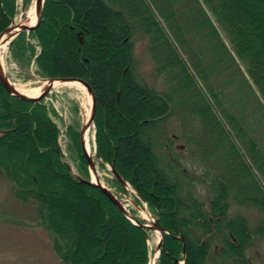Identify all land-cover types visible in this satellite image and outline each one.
<instances>
[{
	"label": "trees",
	"instance_id": "obj_1",
	"mask_svg": "<svg viewBox=\"0 0 264 264\" xmlns=\"http://www.w3.org/2000/svg\"><path fill=\"white\" fill-rule=\"evenodd\" d=\"M16 7L0 0V33ZM29 35L42 76L76 77L92 88L98 157L170 233L157 264H249L247 247L264 239V0H45ZM138 35L159 88L137 72ZM165 122L177 129L158 131ZM1 130L0 177L15 173L16 194L31 199L61 264L148 263L146 231L71 175L41 103L0 84ZM71 136L81 153L78 131ZM19 155L26 166L12 162ZM53 184L65 194H47ZM233 205L256 208L258 225L251 230ZM89 249H97L93 261Z\"/></svg>",
	"mask_w": 264,
	"mask_h": 264
},
{
	"label": "rangeland",
	"instance_id": "obj_2",
	"mask_svg": "<svg viewBox=\"0 0 264 264\" xmlns=\"http://www.w3.org/2000/svg\"><path fill=\"white\" fill-rule=\"evenodd\" d=\"M22 2L24 3V6L22 5ZM33 3L34 0H16L17 9L16 15L13 19L15 21L23 19L26 15V11L33 6ZM29 32L20 33L24 34V40L22 39L23 42L17 41L16 44L11 45L20 34L15 37L13 41L6 46V52L2 59V64L9 80L15 87L17 86L19 89L25 91H33L43 88L44 79L47 78L41 75L38 67L34 63V57L32 56L31 51L36 55L39 46L36 38L31 37ZM146 47V39L143 36L138 35L135 38L134 44L136 69L137 72L150 84L159 88L161 81L154 78L152 74L153 66L147 54ZM81 102H83V97L78 89L61 86L52 89V91L40 103L44 106L48 117L57 126L58 144L61 149L62 159L68 165L69 172L74 178L79 175L85 179H89L90 174L87 165L84 163L81 157L82 154L78 151L71 136V133L73 131H79L83 124ZM158 128V131H165L169 128H172V131H174L177 129V123L169 124L165 122ZM2 132L3 130L0 131V134ZM92 132L94 134V153L96 151L95 127H92L89 133L90 136ZM169 133L172 134L170 131ZM174 133L177 132L175 131ZM230 135L239 147L238 140L234 134L230 132ZM174 145L181 147L180 145H182V143L176 141ZM183 154L186 155V153ZM93 157L100 179L107 187L116 193L117 196L121 199H125V204L137 218L143 219L140 213V208H146L150 219L157 220V216L152 212L148 203L142 199L131 185V189H125L113 177L110 172L109 164L95 156ZM12 162L26 166L25 163H27V158L19 155L15 160H12ZM14 179H16L14 172L10 181L3 176L0 177V264H61V259L54 247L53 236L42 226H38L37 220L39 216L36 214L35 206L31 199L23 201L18 197L13 188L15 186ZM259 181L264 187V180L260 179ZM55 188L56 186L53 184L51 188L45 192L50 196L56 197L65 194V191H56ZM135 192L137 193V196ZM197 195L203 200L206 199L205 193L201 190L197 192ZM133 201L137 202L138 206H135ZM56 211H58V208ZM62 212L65 213L64 210ZM231 212L232 214L245 216L249 222L251 230L258 225L261 219L259 211L254 207L233 205ZM56 217H58V215ZM150 219L148 218V220ZM148 222L149 221H146V223ZM156 240L155 232H147L148 262L150 257L156 256L153 264H157L159 257V255L157 256L155 253L158 242V240ZM107 251L108 248H106L105 254L99 259V262L105 259ZM245 252L251 264H264V239H257L252 242ZM96 254L97 249L94 251L89 249L88 255L90 261L94 260Z\"/></svg>",
	"mask_w": 264,
	"mask_h": 264
},
{
	"label": "water",
	"instance_id": "obj_3",
	"mask_svg": "<svg viewBox=\"0 0 264 264\" xmlns=\"http://www.w3.org/2000/svg\"><path fill=\"white\" fill-rule=\"evenodd\" d=\"M45 0H34L33 3V10H34V16L35 20L31 25H28L25 23L26 20L25 17L23 19H20L18 21H15L12 19L10 25L6 27L1 33H0V43L7 42V45L10 44L15 37H17L22 32H29L33 31L37 28L39 25L42 14H43V6H44ZM22 5L24 6V3L22 2ZM80 33V32H79ZM78 33V34H79ZM83 42V37L80 36V44ZM46 82L43 86V91L41 94H38L36 96H28L27 94L21 92L18 88L14 86V84L9 80L8 75L6 74L2 60L0 58V84L4 88V90L12 97L20 99L25 102H31V103H39L41 102L53 89L54 83L60 82V81H76L80 83L82 86L85 87L87 90V93L90 96L91 99V106H90V116L87 123H83L79 129V147L81 150V154L84 157L86 161L87 168L89 170V179H85L81 176H76V179L81 182L85 183L87 185H90L92 187H95L96 189L100 190L109 200L110 202L134 225L146 230V231H156L159 234L158 242L156 245L155 253L156 255H160L161 249H162V241L164 234H170L167 230L162 228L158 225V222L156 220L150 219H138L131 211L126 207L124 204V199L119 198L109 187L104 185L99 177V172L96 168V163L94 160V157L90 156L88 151L86 150L85 145V134L88 129H90V126H94V115L96 112V101L95 96L93 93L92 88L90 87L89 83L86 82L83 79L76 78V77H47L44 79ZM93 156L98 157L96 151L93 153ZM100 159V158H99ZM110 172L112 173L113 177L127 190L131 189L132 187L130 184L120 175L116 172L114 169L113 163L109 165ZM136 193V192H135ZM137 196V193H136ZM133 204L135 206H138L137 202L133 201ZM146 210V208H144ZM147 211V210H146ZM148 212V211H147ZM150 217V216H149ZM146 221H149L146 223ZM177 240L181 241L182 244V255H185V243L183 236H175ZM155 257H150L148 264H153ZM181 262H178L175 260L173 264H180Z\"/></svg>",
	"mask_w": 264,
	"mask_h": 264
},
{
	"label": "bare ground",
	"instance_id": "obj_4",
	"mask_svg": "<svg viewBox=\"0 0 264 264\" xmlns=\"http://www.w3.org/2000/svg\"><path fill=\"white\" fill-rule=\"evenodd\" d=\"M25 23H27L28 25H31L34 20H35V16H34V10H33V6L29 8V10L26 11V15H25ZM6 46H7V42L5 43H0V58L1 60L3 59L5 52H6ZM45 81H44V85H45ZM61 86H68V87H74L76 89H78L83 97V102H81V110L83 112V123H87L89 120V116H90V106H91V99L89 94L87 93V90L85 89L84 86H82L80 83L76 82V81H60V82H55L53 89L59 88ZM16 88L19 89V87L16 86ZM21 92L27 94L28 96H36L38 94H41L43 91V88L41 89H36L33 91H25L22 89H19ZM92 125L90 126V129H88V131H86L85 134V145H86V150L88 151V153L90 154V156L93 157V139H94V134L93 132L91 133L90 136V131L92 129ZM101 180V179H100ZM101 182L105 185V183L101 180ZM140 213L142 215L143 218H150L148 212L143 209L140 208ZM156 233V239L158 240L159 238V234L156 231H153ZM154 239V238H153ZM156 240V241H157Z\"/></svg>",
	"mask_w": 264,
	"mask_h": 264
},
{
	"label": "flooded vegetation",
	"instance_id": "obj_5",
	"mask_svg": "<svg viewBox=\"0 0 264 264\" xmlns=\"http://www.w3.org/2000/svg\"><path fill=\"white\" fill-rule=\"evenodd\" d=\"M249 264H251V263H249Z\"/></svg>",
	"mask_w": 264,
	"mask_h": 264
}]
</instances>
